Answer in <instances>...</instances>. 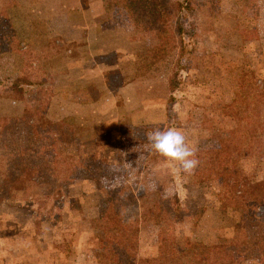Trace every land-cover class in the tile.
<instances>
[{
    "label": "rangeland",
    "instance_id": "1",
    "mask_svg": "<svg viewBox=\"0 0 264 264\" xmlns=\"http://www.w3.org/2000/svg\"><path fill=\"white\" fill-rule=\"evenodd\" d=\"M106 2L136 52L130 60L110 57V94L96 112L75 116L76 102L96 100L100 88L84 90L75 82L79 70L69 78L50 62L48 40L37 38L44 17L35 1L0 0V117L11 126L0 140V205L7 207H0V264H98L100 225L110 221L98 216L113 206L123 220L133 219L138 204L131 194L154 192L182 210L165 234L169 252L193 246L199 264H264V202L252 200L264 189L247 188L244 198L230 189L264 183V0H188L175 20L181 35L174 28L165 37L129 30ZM24 75L31 82L24 99L1 98ZM60 121L74 134L64 147L36 128ZM170 127L182 129L196 153L192 174L146 139ZM18 156L43 176L8 197L1 175ZM11 208L30 216L16 218ZM160 232L141 226L137 240L120 247L121 264L157 257Z\"/></svg>",
    "mask_w": 264,
    "mask_h": 264
},
{
    "label": "trees",
    "instance_id": "2",
    "mask_svg": "<svg viewBox=\"0 0 264 264\" xmlns=\"http://www.w3.org/2000/svg\"><path fill=\"white\" fill-rule=\"evenodd\" d=\"M111 1L113 2V9L119 17L125 20L131 31L153 32L160 37H165L172 36L171 32L175 28L181 35L182 28H179L181 23L175 20H179L181 14L186 10L188 0H173L172 3L170 0ZM0 87L2 88V85ZM28 87H31V82L28 80V76L24 75L6 87V89L9 88L12 91V95L3 94L1 98L23 100ZM10 127L8 118L0 117V140L8 137ZM36 128H40L56 136L57 139L54 141L59 142L63 147L71 141L74 135L71 134V131L73 132L72 127L68 123L61 121L38 124ZM31 129L32 133L37 134L33 126H31ZM18 157H16L15 161H11V167L7 168L6 172L1 175L3 176L1 187L8 197H12L15 192L25 190L29 185L35 183L39 177L42 178L41 176H43L39 173L40 171L37 167H33V165L27 163H20V157ZM212 162L214 160L209 161L211 165ZM55 178H59V175ZM197 178L198 182L206 181L204 175H198ZM225 183L229 187L227 179ZM247 188L251 192L252 190H258V188L264 189V183H245L242 185L240 182H237L230 187L234 193H241L242 198H244L242 193L246 192ZM130 197L138 204V214L133 219L123 220L119 212H114L115 207L113 206L109 211L100 214L97 218L99 223H103L102 220L106 219L111 221L106 222V224H99L103 230V234L98 237L100 247L95 249V257L98 260V264H121L123 260H121L120 247L129 246V244L137 240L140 227L144 225H156L160 228V252L155 258H137L134 256L135 264H199L198 253L195 252L193 246H188L178 252H169L168 250L169 238L165 235L167 229L180 222L182 218V210L179 207L178 201L163 198L157 192L140 197L131 194ZM253 198L254 203L259 202L262 205L264 193L259 194V196L253 194ZM259 248L264 251V243L259 244Z\"/></svg>",
    "mask_w": 264,
    "mask_h": 264
},
{
    "label": "crops",
    "instance_id": "3",
    "mask_svg": "<svg viewBox=\"0 0 264 264\" xmlns=\"http://www.w3.org/2000/svg\"><path fill=\"white\" fill-rule=\"evenodd\" d=\"M33 1H35L33 4L37 12L43 13V24L36 27L39 31L37 38L48 40L50 47L47 54H50L48 55L51 57L50 62L53 65L62 66L61 74L68 75L74 70H79L80 76L75 82L77 86L85 88L84 90L89 91L94 86L100 88L96 100H88L86 104L76 102V110L70 111V114L81 116L83 110L96 112L101 97L110 94L106 87V76L111 70L110 57H116L121 61L130 60L136 52V47L134 48L136 45L131 35L126 34L122 24L113 18L107 6V0ZM108 22H111V25ZM110 26H115V28ZM30 28L31 25L28 26V29ZM68 77H73V75H68ZM98 79L101 81L99 82ZM123 86L121 85L120 94L123 92ZM124 89L126 90L127 86ZM4 206L0 205L3 209L7 208ZM11 209L15 211L16 218L30 216L29 209L20 210V212L18 208ZM33 213L34 211H31V215ZM3 239L4 236L0 234L1 245Z\"/></svg>",
    "mask_w": 264,
    "mask_h": 264
},
{
    "label": "clouds",
    "instance_id": "4",
    "mask_svg": "<svg viewBox=\"0 0 264 264\" xmlns=\"http://www.w3.org/2000/svg\"><path fill=\"white\" fill-rule=\"evenodd\" d=\"M146 139L156 153L164 157L165 161L176 162L184 173L192 174L199 166L200 162L196 158V153L189 147L182 129L157 128L147 132ZM248 264H254V261L250 260Z\"/></svg>",
    "mask_w": 264,
    "mask_h": 264
}]
</instances>
